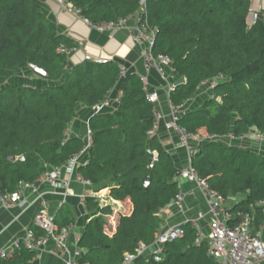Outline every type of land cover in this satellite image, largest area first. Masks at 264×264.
Here are the masks:
<instances>
[{
  "label": "trees",
  "instance_id": "trees-1",
  "mask_svg": "<svg viewBox=\"0 0 264 264\" xmlns=\"http://www.w3.org/2000/svg\"><path fill=\"white\" fill-rule=\"evenodd\" d=\"M92 23L133 15L139 0H67ZM147 20L156 28L153 54L166 55L180 79L169 95L171 105L191 99L202 82L215 80L213 96L186 108L177 123L198 135L240 134L254 128L264 134V8L248 25L251 0H145ZM77 42L58 32L40 0H0V194L33 183L48 166H61L80 151V137L65 130L80 107L113 102L88 121L90 145L76 172L95 188L108 187L109 196L125 209L109 204L90 218L77 241L79 262L122 264L140 244H150L164 219L160 210L177 191L179 169L154 131L153 105L146 99L141 76L126 72L113 60L84 59L68 67L59 49ZM34 65L45 72V88L6 83L18 71ZM119 84V94L110 92ZM109 96V97H108ZM117 97L118 101H115ZM147 150L155 152L149 165ZM14 157L10 161L8 157ZM22 158V159H20ZM190 163L198 175L224 199L238 196L228 224L241 212L254 213L258 229L264 216L256 202L264 199V154L239 144L203 140ZM150 181L144 185L143 178ZM92 210L97 203L85 202ZM58 226L74 223L61 205L52 219ZM182 237L166 243L162 256H138L129 264H215L207 242L195 243L196 230L181 224ZM35 234L42 231L30 225ZM35 252L20 244L0 258V264H25Z\"/></svg>",
  "mask_w": 264,
  "mask_h": 264
},
{
  "label": "built area",
  "instance_id": "built-area-1",
  "mask_svg": "<svg viewBox=\"0 0 264 264\" xmlns=\"http://www.w3.org/2000/svg\"><path fill=\"white\" fill-rule=\"evenodd\" d=\"M54 1L58 4L60 11L72 13L78 18H81L88 26L101 31H113L115 29L125 27L127 21L132 19L134 25L130 30V34L133 41L141 48L140 55L143 64L147 69L155 70L158 76L162 79L167 92L168 101L171 105L169 95L176 89L179 79L178 76L172 72L171 60L166 55L153 54L151 50L153 39L157 30L154 27H150L148 24L145 0H139L138 10L133 15L120 18L116 21L99 23H92L89 19L82 17L79 9L67 0ZM262 8L263 7H259L251 10L248 17L249 26L255 23L259 11ZM78 45L79 44L77 43V45L69 48L60 45L59 49L69 55L77 49ZM85 59L92 60L94 62H102L104 60L87 54L85 55ZM30 68L38 75H45V72L42 69L34 65H30ZM125 74L126 68L124 66H120V78ZM142 81L144 88L146 89V99L153 105V112L155 115L154 131L156 132L161 119V113L157 108V104L160 99V92L159 90H148L145 78H142ZM200 86L208 87L210 96H213L212 89L215 86V80L202 82ZM189 100L177 107L171 105L170 119L165 125L168 130L172 131L177 140V145L185 151L187 157L186 165L179 169L177 181L183 179L192 184L189 189L183 190L180 183H177L175 196L171 200L170 204H168L169 215H184L186 212V197H193L197 194L205 202L207 207L206 212L203 213L201 211H197L194 216L186 218L182 223L189 222L191 226L195 228V243H200L204 239L206 240L207 253L212 257L214 263L264 264V239L261 237V226L258 229L255 228L254 213L250 211L241 212L238 216L237 222L233 225H229L228 219L231 217V214L227 210L226 199L213 190L209 186L208 182L198 175L197 171L190 163V156L194 152L195 146L203 140L211 139L220 140L227 144H239L264 154V134L254 128H250L237 135L229 132L221 136L214 134L208 135L206 138H202L198 134L189 133L176 121L177 117L186 109V104ZM115 101H118L117 97L115 98ZM110 104L111 103H109L108 100H104L102 103L94 105L92 107L93 113L102 110ZM89 145L90 137L88 136L80 151L67 158L61 166L52 167L50 170H46L33 183L19 182L18 188L14 192L6 195L0 194V207L17 206L22 208L30 204L22 191L26 188H33L35 182L45 181L52 185L58 183L67 187L68 181L60 179L61 168L66 167L70 172L75 171L78 165L85 162ZM81 179L88 183V181L82 176ZM80 197L83 198V194H81ZM33 201L37 202V210L32 218L31 225L39 228L42 233L37 235L32 227H28L21 238L14 240L7 248L0 249V258L6 257V255L12 252L13 249H18L20 244L30 250H33L36 254L48 240H51L54 244L53 252L65 255L64 264H87V262L78 261L82 255V251L77 247L79 235H75L74 237L73 243L75 248L73 251H70L67 246V240L70 233L74 231L75 224L68 223L64 226L56 225L46 214V203L41 199V196L38 195ZM256 205L260 207L264 216V199L258 200ZM205 214L209 215L206 230L200 226V220L205 217ZM182 223L165 226L162 225L155 233L154 240L150 244L146 245L140 243L136 247L134 253L125 255L124 262L122 264H129L138 256H152L155 260H159L162 256L165 244L183 236L184 229L181 225Z\"/></svg>",
  "mask_w": 264,
  "mask_h": 264
},
{
  "label": "crops",
  "instance_id": "crops-1",
  "mask_svg": "<svg viewBox=\"0 0 264 264\" xmlns=\"http://www.w3.org/2000/svg\"><path fill=\"white\" fill-rule=\"evenodd\" d=\"M40 2L45 15L55 23L58 32L65 34L79 44L77 49L68 55V67L82 62L86 54L104 60H113L119 66H124L126 72H135L141 78H145L148 90H159L160 99L157 108L160 110L161 119L156 134L166 150L171 154L178 169L184 167L187 163L186 153L177 145V140L172 131L165 126L170 119L172 106L168 101L162 79L155 70L147 69L143 64L140 55L141 48L133 41L130 34V30L134 25L133 20L129 19L125 27L113 31H101L88 26L81 18L72 13L60 11L58 4L54 0H40ZM251 7L252 9L264 7V0H251ZM28 71L27 68L18 71L6 83H24L41 88H45L49 84L41 75ZM178 79L180 78L178 77ZM198 88H203V86ZM197 92L198 89L193 97L197 95ZM117 94H119V84L110 92V98H114ZM92 114L93 110L91 107H80L76 116L68 124L65 130V137H80L85 142L89 136L88 121ZM51 168V166H48L47 170ZM60 179L68 181V186L65 187L58 183L52 185L45 181L35 182L33 188H26L22 191L30 204L22 208L17 206L0 207V249L7 248L14 240L21 238L25 230L30 227L32 218L37 210V202L33 200L38 195L45 201V212L51 219L56 216L61 205H66L74 214L75 229L70 233L67 240V246L70 251L75 248L73 243L75 235H80L86 222L99 213V208L102 205L109 204L114 211L125 209L122 202L109 196L108 187L95 188L89 182L82 180L76 170L70 172L68 168L62 167ZM178 182L183 190H187L192 186L191 183L183 179L178 180ZM81 194H83V198L80 197ZM238 198V196H234L226 199L228 211H230L233 203ZM88 200L96 202L97 207L92 210L87 209L85 202ZM185 202L186 212L182 216L169 215L168 205L160 210V216L164 219L163 226L182 223L186 218L194 216L197 211L205 213L207 210L205 202L197 194L193 197L187 196ZM208 221L209 215L207 214L200 220V226L204 230L207 229ZM260 232L261 237L264 239V223L261 224ZM16 250L18 249H13L12 252ZM53 251L54 244L51 240H48L35 254L34 258L25 264H64L65 255L56 254Z\"/></svg>",
  "mask_w": 264,
  "mask_h": 264
},
{
  "label": "rangeland",
  "instance_id": "rangeland-1",
  "mask_svg": "<svg viewBox=\"0 0 264 264\" xmlns=\"http://www.w3.org/2000/svg\"><path fill=\"white\" fill-rule=\"evenodd\" d=\"M264 8V7H263ZM29 71L28 72H34L30 66L27 68ZM35 73V72H34ZM37 74V73H35ZM209 88L208 87H203V88H198V92H197V95L195 97H193L192 99H190L188 102H187V105H186V108H194L196 107L197 105H199L201 103V101H203L207 96L209 97L210 96V93H209ZM160 111V110H159ZM202 138H206L207 135L205 134H202L200 135Z\"/></svg>",
  "mask_w": 264,
  "mask_h": 264
},
{
  "label": "water",
  "instance_id": "water-1",
  "mask_svg": "<svg viewBox=\"0 0 264 264\" xmlns=\"http://www.w3.org/2000/svg\"><path fill=\"white\" fill-rule=\"evenodd\" d=\"M113 102V100L112 99H110V101H109V103H112ZM147 154H148V156H149V165L150 166H152L153 165V161H154V159H155V152H151L150 150H147ZM8 159L10 160V161H14V157H8ZM20 159H22V158H20ZM143 183H144V185H147L148 183H149V181H150V176L149 175H146L144 178H143ZM80 236V235H79ZM127 264V263H126Z\"/></svg>",
  "mask_w": 264,
  "mask_h": 264
}]
</instances>
